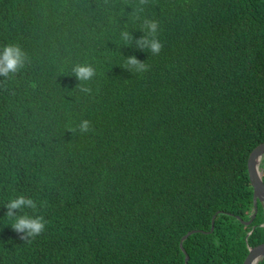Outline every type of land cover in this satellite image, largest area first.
I'll list each match as a JSON object with an SVG mask.
<instances>
[{"label": "trees", "instance_id": "16d2710c", "mask_svg": "<svg viewBox=\"0 0 264 264\" xmlns=\"http://www.w3.org/2000/svg\"><path fill=\"white\" fill-rule=\"evenodd\" d=\"M137 3L0 0V49L29 57L0 76V264H186L191 231L189 264H243L264 243L263 203L244 223L264 142V0H149L141 20ZM143 17L159 22V56L120 38H141ZM131 56L149 70H126ZM76 64L96 70L90 94ZM260 169L264 181V157ZM21 194L50 222L31 243L5 220Z\"/></svg>", "mask_w": 264, "mask_h": 264}, {"label": "clouds", "instance_id": "9594fccd", "mask_svg": "<svg viewBox=\"0 0 264 264\" xmlns=\"http://www.w3.org/2000/svg\"><path fill=\"white\" fill-rule=\"evenodd\" d=\"M148 4L149 0H138L132 12L134 19L141 20V14ZM140 30L144 35L139 39H136L126 29L121 31L120 38L129 46L135 45L141 51L148 52L152 56H159L164 48V44L159 38V22L143 17ZM28 62V54L19 45L8 44L0 49V76L4 77L5 80L11 79L24 69ZM124 67L130 72L144 73L149 70L150 66L145 62H141L135 56H131L125 59ZM72 74L80 82V91L90 94L91 89L86 87L85 84L96 76L94 67L90 64H76L72 68ZM76 130L81 134L90 133L93 131L91 121L88 119L81 120ZM3 207L7 209L5 220L9 221L8 226L26 243H31L43 235L49 226L50 222L44 216L28 214L26 210L32 209L35 211L38 204L36 200L25 195L21 194L9 198Z\"/></svg>", "mask_w": 264, "mask_h": 264}, {"label": "water", "instance_id": "95a60500", "mask_svg": "<svg viewBox=\"0 0 264 264\" xmlns=\"http://www.w3.org/2000/svg\"><path fill=\"white\" fill-rule=\"evenodd\" d=\"M264 157V142L257 145L253 151L251 152L249 159H248V173L249 178L251 181V185L253 187V201L255 207V213L252 219L248 222H244L246 225H250L253 220L255 219L257 212H258V201L264 204V181H263V172L260 169L262 158ZM214 222L215 217H213V226L212 230L214 229ZM191 231L187 233L181 242V247L186 254V264H189V256L187 255L185 249L183 248V241L192 234ZM264 259V243L249 248V254L246 257L243 264H258L260 261Z\"/></svg>", "mask_w": 264, "mask_h": 264}]
</instances>
